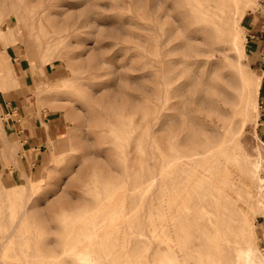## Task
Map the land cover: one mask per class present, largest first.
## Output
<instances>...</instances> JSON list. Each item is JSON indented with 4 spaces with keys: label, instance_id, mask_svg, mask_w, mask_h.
<instances>
[{
    "label": "rangeland",
    "instance_id": "1",
    "mask_svg": "<svg viewBox=\"0 0 264 264\" xmlns=\"http://www.w3.org/2000/svg\"><path fill=\"white\" fill-rule=\"evenodd\" d=\"M195 1L0 0V128L10 117L2 102L13 97L48 131L38 160L20 157L0 132V264H78V252L94 264H225L243 214L264 252V209L243 184L251 175L231 134L242 131L262 175L264 135L259 122L217 108L225 93L237 99L243 80L261 78L247 48L258 1L245 0L240 30L211 28ZM231 31L245 35L246 54ZM257 102L260 119L259 91ZM197 144L190 172L200 185L185 195L180 184L175 214L162 165ZM212 182L233 197L221 246L194 220L198 192Z\"/></svg>",
    "mask_w": 264,
    "mask_h": 264
},
{
    "label": "bare ground",
    "instance_id": "2",
    "mask_svg": "<svg viewBox=\"0 0 264 264\" xmlns=\"http://www.w3.org/2000/svg\"><path fill=\"white\" fill-rule=\"evenodd\" d=\"M248 4L249 2L245 0H197L193 4L192 11L199 12L201 19H204L208 25L215 30L221 22H229L231 27H236L240 30L243 27L241 21L243 20L245 13L250 10V8H248ZM229 34V39L231 40L235 50L239 54H246V48L244 46L245 35L240 34L239 31H231ZM4 74L6 73H0V75ZM260 83V76L253 77L248 81L246 79L243 80L237 99L232 98L225 93L224 96L218 99L219 103L217 108L220 109L224 117H226V112H229L230 110L235 112L238 110L245 115L246 123L253 121L257 124L258 113H254V110L258 111L257 94ZM249 95H251V100H249V98L247 99ZM233 105H236L235 109H233ZM241 134L242 131L239 132L237 136L235 133L231 135L233 139L236 140V147L238 146L240 149L244 166L251 175L249 181L244 180L243 184L250 196L257 194L256 202L260 208L264 209V175L261 174L263 165L259 156L254 159L243 147H241L239 138ZM201 146L204 147L202 144H197L188 150V152H176L172 161L165 159L163 162L161 173L163 175L162 184L165 190V197L168 193L166 192V189L169 188V185L175 195L176 202L173 209L175 214H179L181 211V202L179 201V193L181 195L180 184L185 183V186L183 187L185 195L190 193L189 187L200 185V174L191 173L190 165L200 157V153L202 151ZM169 173H172L171 178H168ZM255 188L257 189L256 192H254ZM230 189V187L227 189L226 186H221L212 182L210 188L208 187L204 191L198 192L201 196H199L195 201L199 214L194 220L197 224H203V226L211 229L213 234L212 238L221 239L220 242L215 243L217 246L224 244V240H226L228 235V233L222 232L220 225L231 224L225 218V211L229 207L228 203L233 201ZM167 203V198H165V212H167L168 208ZM164 216L165 218L162 223L163 226H165L168 221L166 213ZM235 230L237 235L235 242L239 243V245L234 247L232 254L230 252L232 256L230 257L229 262L225 264H264V252L260 249L257 242L256 225L251 222L250 217L244 214L240 216ZM165 234L168 235V232H165ZM94 259L95 258L90 253L78 252V264H94ZM169 259V256H167L165 258V262H168ZM101 264L105 263L102 262ZM203 264L208 263L204 262ZM211 264L223 263H221L220 260L213 258Z\"/></svg>",
    "mask_w": 264,
    "mask_h": 264
},
{
    "label": "crops",
    "instance_id": "3",
    "mask_svg": "<svg viewBox=\"0 0 264 264\" xmlns=\"http://www.w3.org/2000/svg\"><path fill=\"white\" fill-rule=\"evenodd\" d=\"M249 15L251 16L252 22L248 23L247 48L253 64L261 75L259 88L260 119H258V122L264 135V12L256 10L249 12ZM2 104L4 112L9 114L10 117L2 121L0 132L2 131V134L7 138L13 136L16 141L15 144H18V155L20 157H27L28 159V157L34 156V159L38 160L48 135L40 112L36 109L28 111L22 109L13 97L9 99L5 97ZM2 119L4 118L2 117ZM262 224L264 230V220Z\"/></svg>",
    "mask_w": 264,
    "mask_h": 264
},
{
    "label": "built area",
    "instance_id": "4",
    "mask_svg": "<svg viewBox=\"0 0 264 264\" xmlns=\"http://www.w3.org/2000/svg\"><path fill=\"white\" fill-rule=\"evenodd\" d=\"M257 1H258L257 11L264 12V0H257Z\"/></svg>",
    "mask_w": 264,
    "mask_h": 264
}]
</instances>
